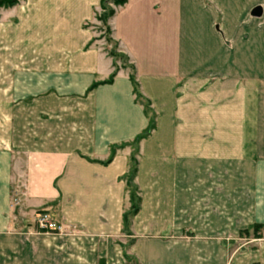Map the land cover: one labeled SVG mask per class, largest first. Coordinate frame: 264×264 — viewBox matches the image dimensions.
I'll use <instances>...</instances> for the list:
<instances>
[{"label": "crops", "instance_id": "0c3cea01", "mask_svg": "<svg viewBox=\"0 0 264 264\" xmlns=\"http://www.w3.org/2000/svg\"><path fill=\"white\" fill-rule=\"evenodd\" d=\"M101 2L1 10L0 71L11 74L0 87V253L17 264H227L235 234L264 230V0L116 8L111 38L156 115L137 146L141 204L126 227L133 142L149 117L128 69L105 84L115 66ZM41 213L61 233L40 230Z\"/></svg>", "mask_w": 264, "mask_h": 264}, {"label": "rangeland", "instance_id": "374dc122", "mask_svg": "<svg viewBox=\"0 0 264 264\" xmlns=\"http://www.w3.org/2000/svg\"><path fill=\"white\" fill-rule=\"evenodd\" d=\"M21 0H19L20 3ZM18 3V4H19ZM17 4V5H18ZM16 5V6H17ZM15 7V6H14ZM110 8H114L113 4H109ZM13 8V7H12ZM5 8L0 9V14H1V10H3ZM10 9V8H7ZM105 11L101 8L99 13H97V17H96V22H97V27H98V33L99 36L102 40L105 41V46L107 48V51L109 53H111L112 55H114L113 60L114 63L116 65V67L119 68H124V69H128L130 74H133V70L131 69V67L128 64L127 59L125 58L124 55H122L121 53H119L118 50V46L114 43V41L111 38V31L109 28V20L107 19L106 21H102L100 17H105ZM104 19V18H103ZM6 74H11V73H7V72H2L0 71V87H2L7 79ZM1 88H0V97H1ZM133 149H135L133 151V156H135L138 159V150L136 146H133ZM128 190H129V194L130 196H133V204L136 206L138 203V191L135 190L133 187L128 186ZM44 213L39 214L43 215ZM258 231H256L254 229V227L252 226L251 228H249L246 231H242L240 233L235 234V236L233 237V243L231 246V261H228L229 263L227 264H256L255 262V255L257 250H259L258 247V243L255 241V239L260 235V233H262V235H264V230L263 232L260 231L259 234H257ZM15 233V232H13ZM261 235V236H262ZM262 239H264V236H262ZM15 254H12V252H8V258H7V262L5 263V259H3V254L1 255L0 253V264H17L16 260H15ZM2 257V259H1ZM27 262H25L24 264H31L29 260H25ZM29 262V263H28ZM19 264V263H18Z\"/></svg>", "mask_w": 264, "mask_h": 264}, {"label": "trees", "instance_id": "16d2710c", "mask_svg": "<svg viewBox=\"0 0 264 264\" xmlns=\"http://www.w3.org/2000/svg\"><path fill=\"white\" fill-rule=\"evenodd\" d=\"M127 1L128 0H102V2H101V8L106 13H105V17H100L101 20L102 21L103 20L106 21L107 19L110 20L115 15L116 8H119V7L123 6V5H125L127 3ZM18 3H19V0H0V9H2V8H5V9L12 8V7L16 6ZM109 4H113L114 5V8H110L109 7ZM109 55L111 57H114V55H112L111 53H109ZM114 66H115V71L111 75L110 79L105 82V84H110V83L113 82V80H114V78H115V76L117 74V69H118L116 67L115 63H114ZM130 78H131V81L133 83L134 92L136 94L137 102L145 107V111H146V113H147V115L149 117V126H148V128L141 135H139L135 139V141L133 142V145L137 147L138 144L142 140L147 139L153 133V131L155 130V128H156V115L151 110V104H150V102L149 101H146L142 97V95L140 94V92H139V86H138V84H137V82L135 80L134 74H131L130 75ZM100 84H102V83H95V84H93L91 86V88L89 89V92H91L93 89H95L96 87H98ZM118 148L119 147H114L113 148L111 157L108 160V162H110L113 159V157L115 156V153H116V149H118ZM130 162H131L130 163L131 164V167H130L129 174L127 176L128 177V179H127V186H131L135 190H137V188L135 187L133 181H134V178H135V176L137 174V171H138V159L135 156H132ZM133 200H134L133 199V196H130L131 209L124 216V224H125V227L128 226L130 219L132 218V216H134L138 212V210L140 208L141 198L138 196V203H137L136 206L133 204ZM253 227H254V229L256 231H258L257 234L263 228L261 225H254Z\"/></svg>", "mask_w": 264, "mask_h": 264}, {"label": "built area", "instance_id": "2783aa9c", "mask_svg": "<svg viewBox=\"0 0 264 264\" xmlns=\"http://www.w3.org/2000/svg\"><path fill=\"white\" fill-rule=\"evenodd\" d=\"M38 228L45 232H58L61 233L62 229L55 226L46 215H40L37 220Z\"/></svg>", "mask_w": 264, "mask_h": 264}, {"label": "water", "instance_id": "95a60500", "mask_svg": "<svg viewBox=\"0 0 264 264\" xmlns=\"http://www.w3.org/2000/svg\"><path fill=\"white\" fill-rule=\"evenodd\" d=\"M262 14H263V11H262L261 8H256V9H254L253 12H252V15H253L254 17H261Z\"/></svg>", "mask_w": 264, "mask_h": 264}]
</instances>
